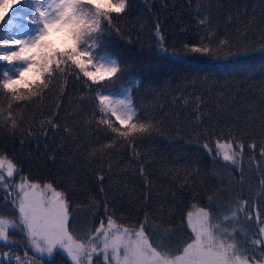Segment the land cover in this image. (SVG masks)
I'll list each match as a JSON object with an SVG mask.
<instances>
[{"label": "trees", "instance_id": "16d2710c", "mask_svg": "<svg viewBox=\"0 0 264 264\" xmlns=\"http://www.w3.org/2000/svg\"><path fill=\"white\" fill-rule=\"evenodd\" d=\"M32 10L17 21H32ZM12 13L0 20V42H7ZM110 27L106 51L128 71L115 84L105 80L112 91L104 93L125 92L141 118L136 122L152 128L125 139L99 124L100 89L89 90L71 69L39 98L11 101L0 89V107L6 116L11 101L17 120L15 128L0 122V156L16 165L14 178L62 192L69 232L80 241L111 217L131 230L145 225L153 247L173 256L193 239L186 219L193 207L213 217L239 207L264 224V0H131ZM205 36L210 54L185 47ZM103 118L122 128L115 117ZM217 139L244 145L236 148V164L216 154ZM0 215L19 217L3 185ZM9 236L0 243V264H72L59 251L33 254L19 228ZM91 264L105 263L94 257Z\"/></svg>", "mask_w": 264, "mask_h": 264}, {"label": "snow or ice", "instance_id": "6c2138e0", "mask_svg": "<svg viewBox=\"0 0 264 264\" xmlns=\"http://www.w3.org/2000/svg\"><path fill=\"white\" fill-rule=\"evenodd\" d=\"M16 3L21 6L14 7ZM0 4V20L4 19L9 8H13L12 15L6 21L9 29L7 42L0 44V64L3 65L0 68V89L10 94L11 101L39 98L44 90L52 86L58 74L68 75L71 69L70 74L82 79L89 90L100 89L95 97L99 100L102 117L99 124L125 139L150 131L151 123L136 122L141 118L130 97L118 99L104 94L105 91H112L104 88L105 80L115 84L128 71L126 64L122 67L121 62L106 51L104 37L111 32L113 14H126L131 0H12V3L0 0ZM32 4L35 5L31 12L33 27L15 23L18 14H27ZM207 21V17L199 19L198 25L205 26ZM13 27L21 30L20 38L11 31ZM156 27L159 36V25ZM54 34H59L58 42L50 39ZM205 40H208V36L185 47L192 53L210 54L213 51L209 46L211 41L204 43ZM11 101L6 116L0 107V122L11 121L10 126L15 128L17 120L11 111ZM104 116L115 117L122 128L113 126L112 121ZM144 119L147 120V117ZM52 126L59 128V125ZM65 132L71 135L68 129ZM234 144L233 139H217L216 154L223 161L236 164V148L242 151L244 145ZM249 147L255 148L256 145ZM204 148L211 151L207 143ZM261 154L264 155V148ZM4 169L7 178L16 173V165L0 156V170ZM6 177L0 172V185L4 184ZM17 187L18 203H13L18 209V219L9 220L0 215V241L5 243L10 242V229L19 228L26 233L31 247L37 252L51 255L54 249L60 247L67 252L73 264H82V261L91 264L93 254L98 251L103 253L105 264L112 261L115 264H249L248 257L242 254L243 250L234 242L227 228L210 222L212 214L207 209H199L194 220L193 214H188L187 228L194 234V239L187 243L179 256L169 258L162 245L161 251L153 247L154 241H150L145 233V225L135 232V239H132L128 229L119 232L114 227L111 217H108L107 228L104 221L100 222V226L86 238L87 243L74 239L69 232L68 202L62 192L56 191L52 184H46L45 190H50L52 196L37 194L39 184L27 182L26 178ZM232 215L235 216L236 212L233 211ZM259 232L264 235V227ZM254 243L259 245L262 241L256 240ZM16 260L19 262L21 258L17 256Z\"/></svg>", "mask_w": 264, "mask_h": 264}, {"label": "rangeland", "instance_id": "374dc122", "mask_svg": "<svg viewBox=\"0 0 264 264\" xmlns=\"http://www.w3.org/2000/svg\"><path fill=\"white\" fill-rule=\"evenodd\" d=\"M4 3H8V2L4 1ZM17 4H19V3H17ZM0 7H2V4H0ZM9 10H10V8L8 9V12L6 15H9L10 13H12V11H9ZM16 23H21V22L17 21ZM23 25L27 26L28 28L33 27V25H27L26 23H23ZM17 30H19L18 34H16L17 38H20V36L22 35V32L18 28H17ZM50 39L56 40L58 42L59 34H54L52 37H50ZM4 43H6V42H0V44H4ZM104 94L112 95L113 98H118V99H123L126 96L125 92H122L120 94H111V93H104ZM0 172H3L5 177H6V169L0 170ZM22 182H25V181L17 180L13 176L11 178L6 177L4 184H2L3 187L5 188L6 192L10 194L12 200L17 201V203H18L17 192L19 191L17 186L19 184H21ZM30 183H33V182H30ZM44 186L45 185L39 184V188L36 189V193L37 194L44 193V195L46 197H51L52 192L50 190L46 191ZM199 209H202V208H197V207L191 208L189 210V212L187 213V216H186L187 221L189 218L188 214L192 213L193 214L192 219L194 220L195 215L199 211ZM233 211L236 212L235 216L232 215ZM221 215L222 216H217V217L211 216L210 222L214 223V224H217V223L220 224L221 228H227L228 232L233 235L234 242L237 243L238 246L243 250L242 254L244 256L248 257L249 264H264V235L260 234V232H259V229L261 227H264V224L262 223V221L257 216L254 217V215H251V216L245 215L243 212L240 211L239 207H233L232 209H230L229 211H227ZM225 217H228V219H225ZM104 225H105V228H107V226H108L107 221L104 222ZM99 226H100V224H99ZM114 227L116 229H118L119 232H123L124 229H128V228L120 227V226L116 225L115 223H114ZM12 230H14V229H10V231H12ZM128 230L132 236V239H135V232L139 231V230H131V229H128ZM189 230H190V228H189ZM192 235H193V239H194V234H192ZM256 240H261L262 243L257 245L254 243V241H256ZM81 242L87 243V240L81 241ZM0 243H2L4 245L8 244V243H5L3 241H0ZM28 243H29V248L31 249L32 253L37 255V256L49 258V257H51V255L55 251H59L64 256H66L70 260V262L73 264L71 258L68 256L67 252L63 248L57 247L56 249H54L53 253L51 255H49L47 252H44V253L37 252L34 248L31 247L30 241H28ZM101 248H102V244H101ZM180 254L173 255V256H170L167 254L166 255L169 258H173L175 256H179ZM94 257L100 258L101 261L103 263H105L104 256H103L102 252L98 251L97 253H94L93 258ZM82 264H87V262L82 261ZM111 264H115V261H112Z\"/></svg>", "mask_w": 264, "mask_h": 264}]
</instances>
